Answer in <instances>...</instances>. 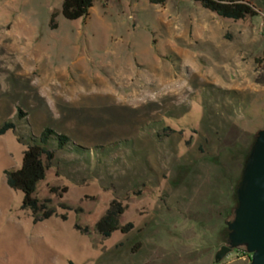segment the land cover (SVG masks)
<instances>
[{
	"label": "rangeland",
	"instance_id": "374dc122",
	"mask_svg": "<svg viewBox=\"0 0 264 264\" xmlns=\"http://www.w3.org/2000/svg\"><path fill=\"white\" fill-rule=\"evenodd\" d=\"M62 1L0 0V264H214L264 129V0L239 22L190 0H93L67 21ZM44 129L70 143L34 197L66 221L33 225L3 173ZM112 201L132 230L104 240ZM249 262L239 248L220 264Z\"/></svg>",
	"mask_w": 264,
	"mask_h": 264
},
{
	"label": "trees",
	"instance_id": "16d2710c",
	"mask_svg": "<svg viewBox=\"0 0 264 264\" xmlns=\"http://www.w3.org/2000/svg\"><path fill=\"white\" fill-rule=\"evenodd\" d=\"M150 5L163 6L167 0H147ZM198 4L203 10L214 14L216 17L233 22L244 21L259 16V11L254 5L247 0H190ZM93 0H63L60 7V15L67 21H76L80 18L87 17L89 10L92 8ZM57 12L50 14L48 28L51 31L57 29L56 20ZM14 130L12 123H5L0 127V136ZM56 141V150L49 151L46 147L50 140ZM70 141L64 135L56 134L51 129H44L37 140V143L29 145L22 154L21 164L17 170L4 171V183L6 187L14 192L22 194L21 210L30 213L33 225L47 221L52 217L66 221V215H56L55 211L48 206L51 201L45 199L39 201L34 197L36 187L44 181L46 173L51 166L55 153L63 151ZM56 189L51 190L55 193ZM65 189L62 190V193ZM140 193V192H138ZM237 205V201H236ZM236 208V207H235ZM60 209L68 211L64 205ZM125 208L121 203L112 201L101 219L95 224L94 230L102 239H108L115 232L125 235L132 230V225L127 224L120 226L119 219L123 215ZM74 230L83 235L88 234L87 228H80L74 225ZM226 238L228 235L227 227L225 228Z\"/></svg>",
	"mask_w": 264,
	"mask_h": 264
},
{
	"label": "water",
	"instance_id": "95a60500",
	"mask_svg": "<svg viewBox=\"0 0 264 264\" xmlns=\"http://www.w3.org/2000/svg\"><path fill=\"white\" fill-rule=\"evenodd\" d=\"M233 219L226 224V244L214 254L220 264L230 253L243 248L249 264H264V129L254 139L236 189Z\"/></svg>",
	"mask_w": 264,
	"mask_h": 264
},
{
	"label": "built area",
	"instance_id": "2783aa9c",
	"mask_svg": "<svg viewBox=\"0 0 264 264\" xmlns=\"http://www.w3.org/2000/svg\"><path fill=\"white\" fill-rule=\"evenodd\" d=\"M263 30H264V23H263Z\"/></svg>",
	"mask_w": 264,
	"mask_h": 264
}]
</instances>
